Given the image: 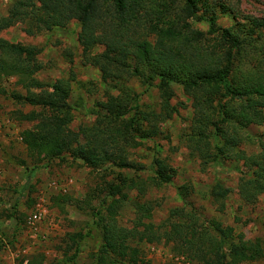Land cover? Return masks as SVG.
Returning a JSON list of instances; mask_svg holds the SVG:
<instances>
[{
  "label": "trees",
  "instance_id": "trees-1",
  "mask_svg": "<svg viewBox=\"0 0 264 264\" xmlns=\"http://www.w3.org/2000/svg\"><path fill=\"white\" fill-rule=\"evenodd\" d=\"M206 3L13 0L7 14L0 15V32L21 24L28 36L75 20L83 65L98 69L104 82L135 79L159 93L162 110L158 114L139 112L132 90L124 84L116 94L108 93L104 101L98 102L99 112L92 125L74 131L67 102L69 80L59 78L50 83L37 79L44 68L38 59L39 49L0 36V82L9 76L25 80L22 88L26 94L15 92L12 97L36 109L15 112L19 120L34 123L21 133L30 155L37 161L68 155L72 160L80 159L97 174H112L105 188L110 201L102 202L105 215L95 222L100 239L92 254L94 264H135L139 242L160 240L171 242L174 253L197 264H246L264 256L258 239L237 238L231 227H221L182 207L169 211L167 225H155L143 221L151 218L153 206L135 199L132 227L120 226L115 219L127 197L124 189L135 187L143 200L151 188L171 180V169L157 157L151 162L155 176L149 182L135 183L123 171L137 168L129 159L130 150L137 149L142 140L153 138L157 126L176 111L170 104L175 96L173 84L191 103L188 130L180 136L189 155L204 163L219 159L243 161L251 170V176L242 180L243 202L254 204L264 193V146L251 154L243 148L251 140L247 128L264 124V17L249 18L247 27H220L216 24L217 14ZM197 16L208 23L206 31L191 27L190 22ZM97 48L102 50L94 52ZM0 93H4L3 88ZM178 193L184 199L190 191L182 185ZM35 261L38 258L28 264H44Z\"/></svg>",
  "mask_w": 264,
  "mask_h": 264
},
{
  "label": "rangeland",
  "instance_id": "rangeland-1",
  "mask_svg": "<svg viewBox=\"0 0 264 264\" xmlns=\"http://www.w3.org/2000/svg\"><path fill=\"white\" fill-rule=\"evenodd\" d=\"M12 1L0 0V15L7 14ZM205 5L217 14L216 24L220 27L235 24L247 27L249 18L264 17V0H207ZM199 17L190 22L191 27L206 31L208 23ZM78 31L77 21L72 20L64 27L34 36L26 35L23 26L17 24L0 32V36L39 49L38 59L44 68L37 79L50 83L59 78L69 80L67 102L73 115L70 128L74 131L92 125L99 112L98 102L104 101L108 93L116 94L124 84L132 90L139 112L158 114L162 110L155 87L141 85L135 79L104 82L98 69L83 65ZM101 50L97 48L94 52ZM22 82L25 80L18 76L5 77L0 82V88L4 89L0 93V264H28L32 258L44 264H94L92 254L100 239L95 222L105 215L102 202L110 201L105 188L112 174L108 176L103 171L97 174L80 159L72 160L68 155L52 161H37L30 155L21 143V133L34 123L19 120L15 112L29 113L36 109L12 97L15 92L26 94ZM173 86L175 96L170 104L176 111L157 126L153 138L142 140L137 149L130 150L129 159L137 168L123 171L135 183L149 182L155 176L151 162L157 157L165 160L171 169V180L151 188L143 200L130 184L131 190L122 191L127 197L115 216L117 223L132 227L135 199L153 206L151 218L143 221L155 225H167L169 211L182 207L218 222L221 227H231L232 235L237 238L258 239L264 251V193L258 195L254 204L243 202L242 180L251 176L243 161L219 159L204 163L189 155L180 136L188 130L191 103L180 87ZM247 133L251 140L245 142V151L248 154L260 151L264 146V124L248 127ZM182 185L190 191L184 199L178 193ZM39 210L41 218L30 222V216ZM138 247L140 254L135 264H197L185 255L174 253L171 242L141 241ZM246 264H264V256Z\"/></svg>",
  "mask_w": 264,
  "mask_h": 264
},
{
  "label": "built area",
  "instance_id": "built-area-1",
  "mask_svg": "<svg viewBox=\"0 0 264 264\" xmlns=\"http://www.w3.org/2000/svg\"><path fill=\"white\" fill-rule=\"evenodd\" d=\"M42 216V211L39 210V211H36L35 213H33L30 218H29V221L30 222H35V221H38Z\"/></svg>",
  "mask_w": 264,
  "mask_h": 264
},
{
  "label": "crops",
  "instance_id": "crops-1",
  "mask_svg": "<svg viewBox=\"0 0 264 264\" xmlns=\"http://www.w3.org/2000/svg\"><path fill=\"white\" fill-rule=\"evenodd\" d=\"M42 70H43V69H42ZM42 70H41V71H42ZM39 73H40V72H39ZM31 124H32V123H31ZM31 127H32V126H31ZM31 127H30V128H31ZM20 141H21V140H20ZM21 143H22V144H23V146L25 147V144H24L22 141H21ZM25 149L27 150V148H26V147H25ZM44 259H46V257H45Z\"/></svg>",
  "mask_w": 264,
  "mask_h": 264
}]
</instances>
